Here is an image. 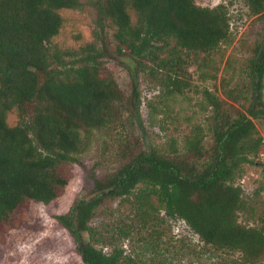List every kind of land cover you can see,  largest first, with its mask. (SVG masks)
Here are the masks:
<instances>
[{
	"label": "trees",
	"instance_id": "obj_1",
	"mask_svg": "<svg viewBox=\"0 0 264 264\" xmlns=\"http://www.w3.org/2000/svg\"><path fill=\"white\" fill-rule=\"evenodd\" d=\"M198 1L92 0L94 40L74 50L53 40L64 25L61 11L82 10V0H0V230L27 204L49 206L63 196L72 183L68 168H84L82 157L96 132L120 131L135 120L137 111L124 115L129 105L138 110L141 74L170 94L182 93L191 84L192 65L208 68L223 46L234 43L229 5ZM242 1L250 17L264 19V0ZM263 44L264 35L250 61L249 106L235 108L204 92L214 108L208 146V134L198 124L183 147L173 141L170 152L144 149L131 132L120 135L119 169L93 178L91 198L77 199L65 215L54 217L74 238L75 264H135L119 242L132 237L138 225L158 236L155 229L168 220L184 222L204 249L240 253V259L223 264H264L263 189L245 196L236 184L256 165L264 145L254 122L264 118ZM109 56L131 63L128 103L105 67ZM226 94L234 102L247 99L243 89ZM14 111L18 122L12 126L8 117ZM259 165L264 172V162ZM124 199L133 206L131 222L95 225L96 219L113 216L114 204ZM241 214L259 224H243Z\"/></svg>",
	"mask_w": 264,
	"mask_h": 264
},
{
	"label": "rangeland",
	"instance_id": "obj_2",
	"mask_svg": "<svg viewBox=\"0 0 264 264\" xmlns=\"http://www.w3.org/2000/svg\"><path fill=\"white\" fill-rule=\"evenodd\" d=\"M91 1L82 0L85 3L82 10L61 11L64 25L60 34L53 40L55 45L63 49L77 50L94 40L96 10ZM198 3L210 7L229 5L233 18L234 43L231 46H223L215 55V59L208 61V68L201 65L200 70L197 64L192 65L189 68L191 84L185 87L182 93L170 94L151 76L141 74L138 110L137 107L129 105L130 111H126L124 115V119H127L132 111H137L135 120L130 118L132 121L127 122L120 131L96 132L88 152L82 157L84 168L76 165L68 168L72 183L63 196L49 206L27 204L17 214L13 224L5 225L0 230V264H75L77 249L74 238L54 217L65 215L77 199L89 200L93 178L102 179L119 169L124 162L120 157L123 146L117 142L122 133L125 136L131 132L133 140H138L146 150L157 148L170 152L172 142L175 141L176 147L181 149L191 127L198 124L202 125L208 134V146L212 143L209 128L213 123L214 108L206 100V90L235 108L249 106L252 96L250 88L247 87L251 86L249 66L255 48L263 41L264 19L250 17L242 0H199ZM114 56L106 58L105 67L113 73L125 102L128 103L132 96V79L129 73L131 63L126 57L120 59ZM190 58L193 61L197 59L194 55ZM202 58L199 61L203 62ZM206 72L208 77H205ZM214 76L217 78L214 79ZM238 89L245 91L246 101L244 96L240 102L227 99L226 92ZM8 122L12 126L17 124L18 115L15 111L9 114ZM254 122L264 139V118L255 119ZM259 162H264V145L256 165L248 166L236 184L242 187L245 196H253L262 188L260 202L264 204V172ZM114 208L117 211L113 216L110 213L100 217L95 220V225H101L103 222L116 224L121 218L131 222L127 216L133 218L134 210L128 200L115 203ZM240 222L248 226L259 224L242 214ZM155 230H158V236L138 225L132 237L119 242L125 250V255L134 259L135 264H223L238 260L241 256L237 252L204 249L199 236L178 220H168ZM84 240L88 241L87 235H84ZM97 247L103 248L102 245Z\"/></svg>",
	"mask_w": 264,
	"mask_h": 264
},
{
	"label": "water",
	"instance_id": "obj_3",
	"mask_svg": "<svg viewBox=\"0 0 264 264\" xmlns=\"http://www.w3.org/2000/svg\"><path fill=\"white\" fill-rule=\"evenodd\" d=\"M264 49V44L261 46L260 48V52H259V55L261 54L262 50ZM257 96H258V91L255 92V96H254V103L256 102L257 100ZM85 252V250H84Z\"/></svg>",
	"mask_w": 264,
	"mask_h": 264
}]
</instances>
